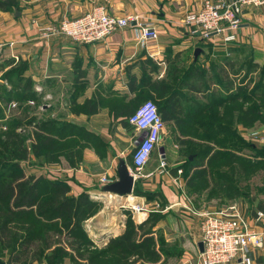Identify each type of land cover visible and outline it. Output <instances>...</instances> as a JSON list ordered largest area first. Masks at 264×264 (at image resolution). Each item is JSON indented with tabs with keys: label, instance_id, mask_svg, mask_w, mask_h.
Returning <instances> with one entry per match:
<instances>
[{
	"label": "trees",
	"instance_id": "obj_1",
	"mask_svg": "<svg viewBox=\"0 0 264 264\" xmlns=\"http://www.w3.org/2000/svg\"><path fill=\"white\" fill-rule=\"evenodd\" d=\"M18 11L20 0H0V12ZM198 46L203 47L201 44ZM234 48L247 51L249 74L250 71H258L256 81L248 88L234 83L235 70H230L233 61L228 58L222 57L225 66L216 67L211 59L208 61V55L203 54L207 65L201 66L197 60L202 50L184 68L176 63L169 64L161 79L152 78L149 73L155 72L156 65L145 59L147 72L141 80L137 81L132 76L128 82L129 91L134 94L132 98L117 94L97 95L78 103L75 96H71L69 110L74 114L91 115L97 112L98 106H107L114 117H124L121 123L129 126L128 117L140 102L150 99L162 121L173 122L179 134L186 137L179 139L186 154L183 164L191 170L186 186L194 192H205L206 198L248 199V193L242 191L245 189L243 180L253 165L241 153L246 148L264 156V147L256 148L252 143L244 142L236 131V125L264 126V64L254 62L251 49L245 45L230 46L226 50ZM28 69L26 60L15 62L9 58L0 63V83L8 86H3L0 97L7 104L16 102V109L22 112L20 116L15 114L16 117L3 120L0 107V127H5V130H0V248L10 249L8 264H27L29 260L42 258L49 264H57L66 256L75 264L78 263L76 258L95 264L110 252H113L110 259H105L115 264L131 255L139 258L135 263L152 264L158 262L160 256L176 252V248L165 244L160 235L155 248L156 237L154 239L153 235L156 236L157 231L154 226L163 217L159 212L148 213L138 226L133 224L130 216L127 217L123 231L111 237L106 247L90 250L93 244L84 229V221L99 210L97 200L85 191L77 196L71 195L70 187L63 180L25 173L19 162L29 157L27 148L34 155L31 160L35 163H31L33 167L57 164L60 158H64L69 166L76 167L82 162V152L88 146L93 147L100 158L105 157V143L97 132L81 123L45 114L48 108H44L33 80L26 75ZM205 79L217 88L208 91L209 86L201 90V81L206 86ZM205 92L208 99L203 100ZM29 101L34 104L30 105ZM39 105L40 110L37 109ZM31 109L38 111L28 116ZM28 125L34 128V140L29 147L25 145L22 128ZM131 155L132 152L129 165L132 164ZM134 193L147 200L160 198L159 193L138 187L134 188ZM61 235L76 254L67 253L59 245Z\"/></svg>",
	"mask_w": 264,
	"mask_h": 264
},
{
	"label": "crops",
	"instance_id": "obj_2",
	"mask_svg": "<svg viewBox=\"0 0 264 264\" xmlns=\"http://www.w3.org/2000/svg\"><path fill=\"white\" fill-rule=\"evenodd\" d=\"M202 1L20 0V11L0 12V54L7 59L16 55L29 63L26 75L33 80L34 88L46 98L44 108H48V111L45 114L81 123L97 132L105 143V158H100L94 148L88 146L82 152V162L76 167L69 166L64 158H60V162L44 166L40 173L50 180L65 181L70 187L69 193L74 196L84 191L91 196L101 195V187L105 184L100 182V177L106 175L112 182L117 179V163L125 151L123 145L131 138L135 144L140 133L138 134L133 126H123L121 120L124 117H114L107 106H98L97 112L91 115L70 112V97L75 96L78 103L93 99L97 95L106 97L109 94L130 99L134 94L129 91L128 82L132 76L137 81L141 80L147 72L145 59L156 65L155 72L149 73L152 78L161 79L173 61L179 67L184 65L185 61L189 64L194 60L192 54L196 47L199 48L197 54L203 50L197 61L206 67L204 49L198 46L200 43L205 44L204 40L197 37V34L190 33L189 28L183 27L180 22L184 14L197 10ZM96 6H102L107 13L115 16L138 15L139 21L154 27L155 38L136 40L133 32L135 22L94 43H77L55 35L47 38L42 36L41 28L56 25L64 18L81 16ZM32 20L36 22L32 23ZM234 33L233 41L222 42L218 39L219 43L223 44L221 48L245 45L251 49L254 62L264 64V5H243L240 10V22ZM10 41L14 42L12 46L8 45ZM112 105L116 106L115 103ZM252 130L264 132V126L259 125ZM161 158L155 162L157 167L151 161L145 164L141 175L134 178L133 187L157 192L160 198L147 200L143 195L135 194L132 196L136 199L132 202H152L155 206L150 205L153 207L150 212L163 215L154 229L162 228L165 233V228L169 227L165 238L173 244L176 252L173 251L168 256L181 257L178 264H189L190 255H197L199 252L196 243L200 241V218L191 211L213 212L234 203L253 230H264V192L243 200L244 204L240 200L229 199L224 204L211 205L207 202L208 205L202 209L195 208L187 196L179 193L182 185V179L179 177L181 169L176 168L174 175L166 168L168 174L159 173L158 163ZM176 164H172L171 168ZM127 166L132 169L131 165ZM35 168L38 173L40 170ZM177 169H180V173H176ZM31 171L34 172L33 169ZM174 183L178 189L174 188ZM108 194L110 197L115 196L113 193ZM251 209L254 212L250 213ZM249 256L253 264H264V251L251 249ZM161 261L162 259H159L152 264H161Z\"/></svg>",
	"mask_w": 264,
	"mask_h": 264
},
{
	"label": "built area",
	"instance_id": "obj_3",
	"mask_svg": "<svg viewBox=\"0 0 264 264\" xmlns=\"http://www.w3.org/2000/svg\"><path fill=\"white\" fill-rule=\"evenodd\" d=\"M243 5L256 7L264 5V0H203L197 10L184 14L180 22L183 27L189 28L190 33H197L200 39L218 38L222 42H230L235 40L234 30L240 22V10ZM35 22L32 20V23ZM132 22H135L133 32L136 40L155 38L154 27L139 21L138 15H111L102 6H96L75 18H64L56 25L41 29L42 36L45 38L55 35L86 44L103 40L114 31L131 26ZM13 44V41L8 43L9 46ZM12 57L19 59L16 55ZM29 104L32 105L34 102L29 101ZM11 107H17L16 102H9L8 108L11 109ZM128 123L137 130L138 134L144 133L139 136L140 140L132 150L133 170L129 169V171L135 178L141 175V170L147 163L151 151L159 141L163 121L154 102L145 99L128 117ZM247 136L248 139H259V132L251 130ZM158 171L168 174L162 160H159ZM176 173H180V169H177ZM100 182L107 184L112 181L103 175L100 177ZM101 194L109 195L107 192ZM92 196L95 199L102 198L99 197L101 195ZM115 196L118 195L115 194ZM119 197L123 198V196ZM126 206L131 209L134 222L139 224L155 205L146 207L140 202V204ZM139 212L140 215L142 214L140 219L137 215ZM191 212L200 218L199 235L202 250L197 252V264H253L249 251L251 249L264 251V230H253L234 203L213 212L207 210Z\"/></svg>",
	"mask_w": 264,
	"mask_h": 264
},
{
	"label": "rangeland",
	"instance_id": "obj_4",
	"mask_svg": "<svg viewBox=\"0 0 264 264\" xmlns=\"http://www.w3.org/2000/svg\"><path fill=\"white\" fill-rule=\"evenodd\" d=\"M201 40H204V42H205V44H201V43L200 44L203 45L204 55L205 54L208 55V57H207L208 61H209V59H211L210 61L214 62L215 66L217 67V66L222 65V64L225 66L222 57L230 59L231 62L233 61L230 70H232V69L235 70V74H233L234 83L236 85L237 84L245 85V86H247V88L252 86L253 82L256 81L259 74H257L258 73L257 70L256 71L255 70L250 71V74H249V70L247 68V67H249V65H248L249 60H248L247 51L242 50L240 48L229 49V51H227L226 50L227 48H225V47L221 48V46H223V44L219 43L218 38H212L209 40L201 39ZM219 52L220 53L222 52V53L220 54ZM6 59L7 58L3 54H0V63L1 62L4 63V61ZM18 60H20V59H18ZM18 60L14 59L15 62H17ZM186 62L187 61H185L184 65L179 66V67L184 68V66L187 65ZM244 76H245V78L243 79V81H240ZM205 84H206V86L201 81V90L202 89L205 90L209 86L210 87H209L208 91H210L211 89L214 90L217 88L215 85H213L212 82L209 81V79L208 80L205 79ZM5 85L6 84L4 82L0 83V94L2 93L3 86H5ZM6 87H8V86L6 85ZM193 94L194 93L191 92V95H193ZM206 94L207 93L205 92V95H204L205 97L203 96L205 99H203V100L208 99V95H206ZM40 95H41L40 102L46 101L45 100L46 98L44 97V95H42L41 93H40ZM196 96L201 97V96H198V94H196ZM187 106H188L187 109H189V105H187ZM0 107L2 108L3 120L11 119L14 116L16 117V115L20 116L22 113V112L20 113V110L18 108L16 109V107H11V109H9L8 104L5 101H3L1 99V97H0ZM39 108H40V105L37 107V109L40 110ZM37 109L28 110V112H27L28 116L34 115V113L38 111ZM0 123H2V122L0 121ZM122 125L125 126V124H123V123H122ZM129 126L132 127L131 125H129ZM257 126H259V124H255L251 127H246V126L237 124L236 125V131L239 133L240 137L242 139H244V142L252 143V145L255 146L256 148H260V147H264V132L263 131L260 132V130H257L260 133L259 139H254V138L248 139V136H247L249 134V132H251V130ZM22 128L24 130L23 133H25V137H26L25 145H28V147H29L30 142L34 140V137L32 134V131L34 130V128L31 127L30 125L22 126ZM1 129L5 130V128H3V127H0V130ZM184 138H186V137L179 134V130H178L177 126H175L173 124V122H171V121L168 123L163 122V129H162V132L160 134L159 141L157 142V144L154 146L153 150L151 151L148 161H151L152 163L155 164V162H157V160L159 158H161V154H163V158H161V160H163L164 168H166L171 175H174L175 169L179 167L181 169V175L179 177H181V179H182V185L180 186L181 189L179 190V193H182L183 195L187 196V198L190 200L192 206H194L195 208L202 209L204 206L208 205L207 202H209V204H211V205L226 203L227 200H229V199L225 200L222 197H220V199L215 198V197L206 198L205 192H194L190 189V187L188 188L186 186V179H187L188 175L190 174L191 170L188 168V166H184V164H183V162L186 159V154L183 150L184 146H182V144L179 143V139H184ZM134 145H135L134 139H132V138L129 139V141H127L123 145L125 147V151H124V154L121 158L125 159V161L127 162V165L130 164V153L132 152L131 150H132ZM27 149L29 151V153H28L29 157L24 159V160H21V162H19L21 164L22 168L25 170V173L29 174L32 172L31 169H33L34 170L33 173L35 175L36 174H42L43 175V173H40V172H41L42 168H44V167H37L40 171H38V173L36 172V168L31 165V163H34L31 161L34 159V157H33L34 155L31 154L29 148H27ZM241 154H242V156L244 155L246 160H248L253 165V166L249 165V166H252V171L247 175L248 177L247 176L244 177L243 183H244L245 189L242 190L243 193H248V198H250V196L252 198V197L258 196L264 192V156H262V154L259 152L254 153L252 150H248L246 148L242 150ZM175 163H177V164L173 168H171V165L175 164ZM156 164H155V166L157 167ZM34 165H35V163H34ZM180 182L181 181H179V184H180ZM173 186L175 189H178V188H176L177 187L176 184ZM181 190H182V192H181ZM130 195H135L134 189ZM99 197H102V198L96 199L97 202L99 203V210L96 213L97 215L95 214V215L87 218L84 221V229H85L86 233L88 234V236H89V238L93 244L92 247H89V249L92 251H98L102 247H106V245L108 244V240L111 237H115L117 234L121 233L125 227V220L127 219V217L130 216V218L133 221V224L135 226L140 225V224H136L134 222V220L132 218L131 209H129V207L126 205H122L124 203H123V199L121 197H119V196L110 197L107 194L106 195L101 194V196H99ZM123 197H125V196H123ZM234 199L240 200V202L242 204L245 203V201H243V200H247L244 197H239V198H234ZM139 201L142 202L143 200H139ZM118 202H120V203H118ZM144 205L146 207H152L153 206L152 202H150L149 204L146 203ZM150 205H152V206H150ZM161 229L158 227H155V230L157 231L156 236L153 235L154 239L156 237L155 248H157V246H158V241H157L158 235H160L162 237L165 244L172 246L173 244H170V242L168 240H166V238H165V237H167L166 234H168V232H169V227L165 228V233ZM136 239L139 240L140 238L137 236ZM59 241H60L59 245L67 253L72 254V255L76 254V252H73L71 250L72 248L67 245L68 241L65 239V237L63 235H61V239ZM161 245L163 246V243H161ZM9 251H10V249H8V248H5V247L0 248V264H8L7 256L9 254ZM46 252L47 251H45V253ZM112 253L113 252H110V255ZM87 255L88 254H86L85 256H87ZM110 255L106 254L100 260L95 261L94 263L95 264H115L114 262H109L105 259L106 257L108 259H110V257H109ZM190 256L191 257H190L189 264H197V255L192 254ZM168 258H171V259L169 260ZM138 259L139 258H137L136 256L131 255V256H128L125 259V261L122 262V260H121L120 261L121 263L118 262V264H125V263H129V262H131V264H138V263L140 264V261L135 263ZM160 259H162L161 264H178L181 257L160 256ZM76 260L78 261V263H76V264H87L86 260H82L79 258H76ZM14 264H18V263H14ZM27 264H49V263H47V261L44 258H42L39 261L38 260H33V261L29 260ZM57 264H75V263L68 256H66L62 261H60Z\"/></svg>",
	"mask_w": 264,
	"mask_h": 264
},
{
	"label": "water",
	"instance_id": "obj_5",
	"mask_svg": "<svg viewBox=\"0 0 264 264\" xmlns=\"http://www.w3.org/2000/svg\"><path fill=\"white\" fill-rule=\"evenodd\" d=\"M197 34V33H195ZM199 52V48H194L193 58L196 57ZM144 133L142 132L140 136ZM140 137L135 141V145L138 144ZM160 151V150H159ZM190 158V157H189ZM117 179L111 183H107L101 187V192L113 193L118 196H127L132 193L134 187V177L130 173L127 162L123 158H119L116 168ZM254 212L253 209L250 210V213ZM197 250L200 252L202 250L201 241L196 243Z\"/></svg>",
	"mask_w": 264,
	"mask_h": 264
},
{
	"label": "bare ground",
	"instance_id": "obj_6",
	"mask_svg": "<svg viewBox=\"0 0 264 264\" xmlns=\"http://www.w3.org/2000/svg\"><path fill=\"white\" fill-rule=\"evenodd\" d=\"M111 195V194H110ZM123 199V203H125V205L130 204L133 205L134 203L132 201H134L136 199V197H133L132 195H127L125 197L122 198ZM120 203V202H118ZM116 204V203H115ZM115 207V206H114ZM117 210V209H116ZM97 215V214H96ZM138 215V219H140L141 215L140 212L137 214ZM92 219V218H91ZM120 223V222H119Z\"/></svg>",
	"mask_w": 264,
	"mask_h": 264
}]
</instances>
